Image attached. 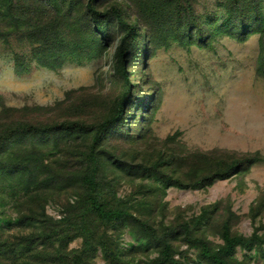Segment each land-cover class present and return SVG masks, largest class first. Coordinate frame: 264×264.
Returning a JSON list of instances; mask_svg holds the SVG:
<instances>
[{
  "label": "rangeland",
  "instance_id": "rangeland-1",
  "mask_svg": "<svg viewBox=\"0 0 264 264\" xmlns=\"http://www.w3.org/2000/svg\"><path fill=\"white\" fill-rule=\"evenodd\" d=\"M29 2L50 16L37 42L0 41V264H67L76 253L84 264H152L164 241L176 264H212L197 240L220 246L224 221L233 234L264 235V162L205 188L167 186L190 181L182 159L193 152L264 156V0L243 13L233 0H188L184 17L185 0L93 2L119 7L122 24L94 18L85 0ZM123 39L130 92L96 148L98 195L153 232L88 214L89 240L81 177L92 127L126 90ZM261 249L237 248L230 263L264 264Z\"/></svg>",
  "mask_w": 264,
  "mask_h": 264
},
{
  "label": "trees",
  "instance_id": "trees-1",
  "mask_svg": "<svg viewBox=\"0 0 264 264\" xmlns=\"http://www.w3.org/2000/svg\"><path fill=\"white\" fill-rule=\"evenodd\" d=\"M95 0H85V10L94 18H102L108 16V13H114L116 19L121 22V10L117 6L110 7V11L100 12L94 6ZM169 2L180 0H168ZM255 0H233V8L243 13L250 10H256L252 8V4ZM33 2L29 0H0V41L8 43V39L12 36L16 37V41L19 43L24 42H37V34L42 32L40 27H44L47 19L50 16L45 17L36 6H33ZM186 7L181 11L184 17V11L193 12V7L188 0H185ZM164 15V14H163ZM165 22L168 24V16L164 17ZM39 25V26H38ZM38 26V30H36ZM126 35L137 37V30L135 25H126ZM191 25L187 26L188 28ZM195 27V26H194ZM99 28V27H98ZM197 28V27H196ZM99 30V29H98ZM54 33V32H52ZM49 34V32H48ZM125 39V38H124ZM123 43L119 47V55L121 64V74L125 81L126 90L122 94L118 103V109L116 113L111 117L106 118L100 123L96 124L94 129L89 152L86 156L89 171L81 177V185L85 193V210L81 215L82 227L81 233L86 235L91 240V232L88 229L86 222V215H94L102 224H116L125 219H136L135 215L128 209L122 207H112L106 201H103L98 195V159L96 148L100 144L104 133L110 126L114 125L120 118L122 111V103L125 97L130 92V81L127 76L126 62L123 57L126 55V47ZM55 53V52H53ZM53 54L42 56V59H37L40 64H51L54 58L50 57ZM61 62V61H56ZM55 127H29L30 130L35 132H45ZM184 161L189 162L188 170L184 173L190 177L189 182H182L180 180L173 183V179L169 180L167 186H176L181 189L187 188H205L212 185L216 180H222L230 178L237 174H246L250 170L251 166L257 162H264V156L258 152L247 153L242 156H237L232 152H224L222 150H210L208 152H193L190 155L183 157ZM172 178V177H171ZM140 226L147 231L153 232V229L146 223L141 222ZM185 233L188 234V230L185 229ZM222 244L217 248L211 249L208 243L204 240L198 239L199 254L202 258L206 259L212 264H231L230 259L235 254L237 248H243L246 250H253L258 248L262 251L261 247L264 244V235H260L257 232L251 233L249 236H243L239 234H233L230 230L229 222L224 221L221 226L220 232ZM90 243V241H89ZM67 264H84L82 253H76L71 256ZM152 264H176L175 259L172 256V247L170 243L163 242L158 258L154 259Z\"/></svg>",
  "mask_w": 264,
  "mask_h": 264
}]
</instances>
